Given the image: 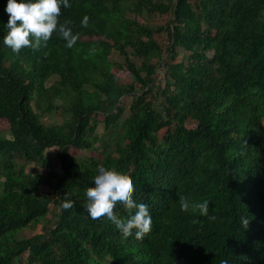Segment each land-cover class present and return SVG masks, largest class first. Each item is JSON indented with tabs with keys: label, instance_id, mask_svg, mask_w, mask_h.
Wrapping results in <instances>:
<instances>
[{
	"label": "trees",
	"instance_id": "16d2710c",
	"mask_svg": "<svg viewBox=\"0 0 264 264\" xmlns=\"http://www.w3.org/2000/svg\"><path fill=\"white\" fill-rule=\"evenodd\" d=\"M70 3L60 22L79 33L73 47L54 33L15 53L0 0V122L11 134L0 131V264H264V0ZM157 15L166 26L150 24ZM54 147L62 173L27 170ZM98 165L149 205L143 239L88 215ZM183 197L209 201V215Z\"/></svg>",
	"mask_w": 264,
	"mask_h": 264
},
{
	"label": "clouds",
	"instance_id": "9594fccd",
	"mask_svg": "<svg viewBox=\"0 0 264 264\" xmlns=\"http://www.w3.org/2000/svg\"><path fill=\"white\" fill-rule=\"evenodd\" d=\"M62 7H71L70 0H7L5 11L10 15L5 24L3 43L13 52L19 53L24 47L35 49L41 47L42 43L47 44L55 33L65 39L68 47H73L79 39V33L73 32L69 26L71 21L60 22ZM87 20L84 17L82 23L86 24ZM93 181L94 185L86 189V211L94 221L110 223L125 238L134 235L136 239H143L152 231L150 207L135 198L136 186L132 180L98 165V174ZM64 197L63 207H73L75 201L70 198V194L65 193ZM180 204L185 210L199 209L203 215H209L207 200L192 202L183 197ZM122 212L127 213L123 218ZM211 218L215 219V216ZM239 222L246 227L249 218L241 216ZM222 264H229V261L224 260Z\"/></svg>",
	"mask_w": 264,
	"mask_h": 264
},
{
	"label": "rangeland",
	"instance_id": "374dc122",
	"mask_svg": "<svg viewBox=\"0 0 264 264\" xmlns=\"http://www.w3.org/2000/svg\"><path fill=\"white\" fill-rule=\"evenodd\" d=\"M169 21V18L167 16H160V15H157L154 19H150V24L154 27H161V26H166L167 23ZM159 40L161 41H165V45L168 43L167 42V36L166 34L164 33L160 38ZM184 55V51H181L179 57L177 58V62L181 61L182 57ZM111 60L113 61H117V62H120V63H123L124 61V57L119 55L118 52H114L111 57H110ZM117 75L120 77L121 81H126L127 80V76H126V73L125 72H118ZM161 78L164 77L163 73L160 75ZM53 81H50L48 82V85L51 84ZM162 85L164 86L165 85V82L163 81L162 82ZM47 123H61L62 122V118L60 116L56 117V116H53V117H50L49 119L46 120ZM187 125L189 127H193L194 124L191 123V122H188ZM8 123L7 122H0V131H3V136L6 137V138H10L11 137V134L10 132L7 130L8 129ZM103 131V128L100 126V128L98 129V132L101 133ZM57 153H58V148L57 147H54V148H49L47 149L46 151V158H45V162H44V165L43 166H38L36 164H30L27 166V170L29 172H31L32 174H41L43 176H46L49 172L51 171H56L58 173H62V169H61V163L57 157ZM41 191H50L46 186L44 185H41L40 187ZM54 205H51L50 206V209H51V215L50 217L53 216L54 214ZM43 226L44 224H40L38 225L37 227L35 228H29V229H26L25 232L21 235L22 237L23 236H26V237H31L35 234H39V233H42L43 232Z\"/></svg>",
	"mask_w": 264,
	"mask_h": 264
}]
</instances>
